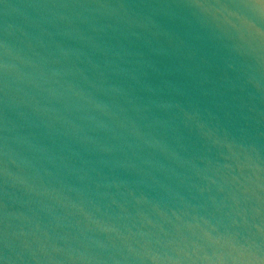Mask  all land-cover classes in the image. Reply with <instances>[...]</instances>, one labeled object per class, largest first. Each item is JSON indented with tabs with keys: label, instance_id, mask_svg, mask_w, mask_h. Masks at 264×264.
Instances as JSON below:
<instances>
[{
	"label": "water",
	"instance_id": "obj_1",
	"mask_svg": "<svg viewBox=\"0 0 264 264\" xmlns=\"http://www.w3.org/2000/svg\"><path fill=\"white\" fill-rule=\"evenodd\" d=\"M0 264H264V0H0Z\"/></svg>",
	"mask_w": 264,
	"mask_h": 264
}]
</instances>
